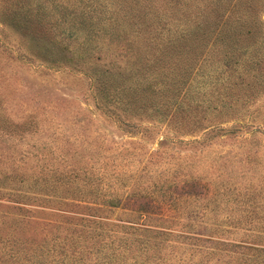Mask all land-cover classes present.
Listing matches in <instances>:
<instances>
[{
  "label": "rangeland",
  "instance_id": "374dc122",
  "mask_svg": "<svg viewBox=\"0 0 264 264\" xmlns=\"http://www.w3.org/2000/svg\"><path fill=\"white\" fill-rule=\"evenodd\" d=\"M205 2L0 0V180H50L59 153L86 147L87 176L117 199L99 209L2 190L0 264H264V0L237 7L255 5L241 22L251 35L201 49L170 125L131 105L121 130L95 103L96 80L145 66L146 38L191 29L177 6ZM27 34L62 62L36 58Z\"/></svg>",
  "mask_w": 264,
  "mask_h": 264
},
{
  "label": "trees",
  "instance_id": "16d2710c",
  "mask_svg": "<svg viewBox=\"0 0 264 264\" xmlns=\"http://www.w3.org/2000/svg\"><path fill=\"white\" fill-rule=\"evenodd\" d=\"M207 1L208 3L205 2L204 6H200L201 3L198 4L196 13L190 14L191 16L185 7L177 6V12L182 21L191 24L190 20L196 22L197 19L196 24L191 29L177 25L174 35L170 32L161 33L159 30L158 33L146 38L144 48H147L153 58L138 71H132L129 74L123 71H110L111 80H96L98 86L95 94L99 99L97 102L94 101L107 108L101 111L121 130L132 126L123 116L125 107L130 109L131 105H135L134 112L138 113V116L146 114V112H153V117L149 119L151 121H147L149 126L151 123L153 125L154 123L170 125L173 115L169 112L176 104L174 102L175 93L179 91L181 85L185 84L188 72L193 70L200 60L199 58L204 53L201 49L216 45L219 39L230 40L236 37V40H240L239 36L251 35L250 29L243 31L241 22L242 19H247V13L255 12V5L246 6L245 12L241 14L237 8L240 5V0H235L226 7L221 5L223 4L222 0ZM247 3L252 4V0H247ZM193 16L198 18L192 19ZM25 36L30 50L36 52L34 55L36 58L42 59L46 63L62 62L58 61L54 57L55 52L50 50L54 49V45H48L38 35L27 34ZM171 85L174 86L170 89L172 96H169V89L166 90V88ZM134 116V118L137 117V115ZM136 119L141 120L139 117ZM149 126L142 127L139 133H145L147 138L151 136ZM89 152L91 151L85 147L79 151L68 150L59 153L57 159L60 163L58 166H62V163L64 166L49 169L47 172L52 177L50 180L39 181L38 178L32 184H27L28 187L23 183H7L0 180V193L2 190L11 191V194L16 191L32 190V193L36 192L46 196L57 194L61 199L84 202L99 206V209L114 207L117 204V199L107 197L105 193L101 194L109 187L87 176L93 171V164H95L92 162V157H88ZM73 157L76 163H66Z\"/></svg>",
  "mask_w": 264,
  "mask_h": 264
}]
</instances>
